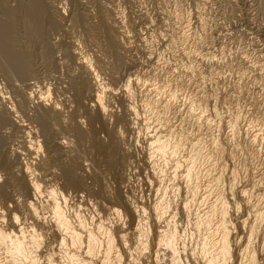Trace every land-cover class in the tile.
<instances>
[{"label": "rangeland", "instance_id": "1", "mask_svg": "<svg viewBox=\"0 0 264 264\" xmlns=\"http://www.w3.org/2000/svg\"><path fill=\"white\" fill-rule=\"evenodd\" d=\"M3 8L12 13L7 16ZM34 9L37 12L33 14ZM5 25L13 35L12 41H9L11 44L6 43V51L10 55L2 51L3 43L0 41V189L4 193L0 197V211L3 213L0 216H3V229L12 228V213L20 216V222L24 220L27 225L28 221L30 225L32 221L24 211V206L29 203L38 205L39 210L43 207V217L48 215L49 219L50 214L46 213L49 201L45 191L54 189L59 198L62 196L65 199L67 213L71 217L80 214L86 220L87 227L102 225L106 233L115 237L117 248L108 264H170V254L161 247L157 234L164 230V220L169 221L171 217V222L176 223L182 238L177 245L179 253L182 252L178 264H199L186 251L195 246L197 239L191 222L194 216H188V219L181 210L188 202L192 210L197 204L193 206L194 198L191 193L185 194L186 185L179 177L173 180L170 178L174 172V160L183 162L187 159L192 162V173L201 179V184L207 182L210 174L219 172L217 175L223 182L218 189H222L223 185H234L233 193L231 190L230 194L227 192L229 196H226V200L229 198L228 202L231 203L226 201L227 207L232 205L227 211L231 221L229 223L234 227L231 232L236 236L234 238L231 234L235 246L230 245V252L233 253L227 264H239L240 260V264H244L247 256L240 255L244 253L241 249L247 238H244L247 235L246 230H242L243 222H249L247 225H250V221H253L251 211L264 207V201H261L264 200V177H261L264 171V135L261 142L258 140L254 143L250 142L249 137L255 131L254 127L264 132V0H0V26ZM29 25L37 28L38 34L35 33L34 37V32L29 36L32 32ZM14 54V57L20 55L23 59L19 56L15 59L12 56ZM10 56L16 60L14 64L17 67L21 65L23 68H18V71ZM82 57L91 60L90 64H93V74L90 76L79 66L85 62ZM126 87L132 92V101L123 96ZM101 88L105 90L102 98L107 113L104 117L98 112L95 98L99 95L97 90ZM41 93L49 101L41 103L38 100ZM141 93L142 96L146 93L147 98L141 97ZM156 94L159 96L156 97ZM162 95H165L164 101ZM196 99L205 109L206 116L214 115L216 111L221 115L219 117H224V121L237 120L239 134L232 135L228 130L229 125L224 124V129L221 123L208 129V126L201 124L206 116L201 122L194 116L195 120L190 118L187 109ZM54 106L56 108L52 109ZM155 107L159 110L154 111ZM129 110L132 111L131 115ZM134 110L142 114L140 117L150 114L146 117L152 118V129H143L139 115L137 117ZM197 112L196 115H199ZM155 121L160 124H155ZM163 124H170L172 130L177 127L176 134L181 132V150L167 162L164 161L167 159L158 157L159 160L155 159L153 165L148 164L150 161L147 158H150L151 151L147 150L150 149L151 132L158 129L162 131ZM77 132L81 135L76 136ZM195 137L200 140V145L191 150L187 144L192 145ZM211 139L219 144L225 142V152L223 150L220 157L212 153ZM29 143L37 146L39 154L29 152ZM163 164L167 167H163ZM24 170H28L26 175ZM154 171L157 172L155 175ZM29 181H37L42 196L39 194L35 198V194L26 186ZM196 183L194 180L191 185L195 186ZM235 183L241 190L237 189ZM217 191L209 189L212 195ZM244 193L248 201L243 199ZM211 196H208L209 200L204 198L206 202L200 204L201 209L208 206ZM166 199L171 208L167 212L161 210L157 213L160 221L153 209L159 206V211L161 206H165ZM156 201L160 204L157 205ZM234 202L238 205L237 209L233 207L236 205L232 204ZM132 211L138 216L131 215ZM161 212L167 213V216ZM245 213L248 216L250 214L252 220ZM263 221H259L263 227L258 222L261 241L257 236L258 239L254 238L257 242L253 240L254 245L251 246L252 252L257 255L260 253L257 256L261 258L259 260H264L261 257L264 254L261 252L264 250ZM46 229L47 232L49 228ZM136 229L146 233L144 248L137 239ZM48 233L45 241L51 245L54 237ZM237 242L239 246L243 242L241 248L236 246ZM259 245L263 248L260 249ZM47 251L45 245L39 249L42 255ZM164 251L168 254L164 255ZM100 255L102 257L95 259L93 264L104 260V255ZM259 260L258 264H264V261L261 263Z\"/></svg>", "mask_w": 264, "mask_h": 264}, {"label": "bare ground", "instance_id": "2", "mask_svg": "<svg viewBox=\"0 0 264 264\" xmlns=\"http://www.w3.org/2000/svg\"><path fill=\"white\" fill-rule=\"evenodd\" d=\"M1 2H2V0H1ZM30 2V1H29ZM4 4V3H3ZM33 6V5H32ZM3 7V6H2ZM44 7H45V5H44ZM33 8V7H32ZM40 8V7H39ZM3 10L4 11H7V9L5 10L4 8H3ZM2 10V11H3ZM30 10H32V9H30ZM36 9H34V11H35ZM39 10V9H38ZM3 11V12H4ZM9 11V10H8ZM4 12V13H6L7 14V16H8V13L9 12ZM33 11V14L34 13H36L37 11H35L34 12ZM12 13V12H11ZM11 13H9V14H11ZM14 13V12H13ZM29 13V12H28ZM31 14V13H30ZM30 14H28L29 16H31ZM27 15V16H28ZM36 15V14H35ZM35 15H33V17L35 16ZM13 16H14V14H13ZM13 16H11V17H13ZM10 18V17H9ZM38 18V17H37ZM37 18H35V19H37ZM12 19H14V18H12ZM26 19V18H25ZM32 19V18H31ZM30 19V20H31ZM11 20V19H10ZM32 20H34V19H32ZM36 22V20L34 21V23ZM25 24V23H24ZM31 24V23H30ZM11 27V26H10ZM28 27V26H27ZM8 27H6V25L5 26H0V41L3 43V47H2V51H6V43L8 44V42L9 41H12V38H11V35H13L12 33H11V31H9V29H7ZM29 28H30V30L32 31V32H30L29 33V36H30V34L31 33H33V37H34V34L36 33V34H38V32H37V28L35 27V26H32V27H30V25H29ZM54 29V28H53ZM29 30V31H30ZM107 31V30H106ZM41 33V32H40ZM53 33V32H52ZM110 33V32H109ZM15 35V34H14ZM58 35V34H57ZM37 36V35H36ZM14 38V37H13ZM11 39V40H10ZM9 44H11L10 42H9ZM114 44H115V42H114ZM13 45V44H12ZM96 46V45H95ZM9 48V47H8ZM50 48V47H49ZM114 48V47H113ZM111 50V49H110ZM116 50V49H115ZM114 51V50H113ZM8 51H6V54H8L7 53ZM10 52V51H9ZM77 53V52H76ZM3 54V53H2ZM5 54V53H4ZM18 54V53H17ZM8 55H10V54H8ZM75 55V54H74ZM73 55V56H74ZM111 55V54H110ZM13 57L14 56H16L15 54L14 55H12ZM19 56V58H22L23 59V57H20V55H18ZM17 56V57H18ZM80 56V55H79ZM9 56H7V59H9L8 58ZM11 57L10 56V58H12L13 59V65L15 66V67H17L15 64V62L14 61H16L15 59H17V57ZM18 58V59H19ZM83 58V57H82ZM113 58V57H112ZM84 59V58H83ZM87 59V58H86ZM85 60V59H84ZM18 61V60H17ZM19 61L21 62L22 60L21 59H19ZM18 61V62H19ZM24 61H25V59H24ZM91 61V60H90ZM89 61V59H87V60H85V62L83 61L82 63L83 64H79V66L81 67V69L82 70H84V71H87L88 73H86V74H88L89 76H90V74H93V70H92V66L91 65H93V64H90L91 62ZM100 61V60H99ZM9 63L11 64V66H12V63L10 62V60H9ZM15 63V64H14ZM101 63V62H100ZM20 64V63H19ZM26 64V63H25ZM115 64V63H114ZM18 65V64H17ZM23 65V64H22ZM106 65V64H105ZM107 66V65H106ZM15 67H13L14 69H15ZM20 67H22L21 65L20 66H18L16 69H18V68H20ZM23 68V67H22ZM21 68V70L20 71H22L23 69ZM94 68V67H93ZM25 70V69H24ZM18 71H19V69H18ZM23 72V71H22ZM17 73V72H16ZM18 74V73H17ZM29 74V73H28ZM25 75V74H24ZM19 77H20V72H19ZM95 77V76H94ZM77 81H79V80H77ZM138 81V80H137ZM82 82V81H81ZM96 82V81H95ZM133 82H135V81H133ZM144 82H147V81H144ZM149 82V81H148ZM147 82V83H148ZM79 83V82H78ZM130 83H132V82H130ZM138 83H140V81L138 82ZM142 83V82H141ZM133 84V83H132ZM131 84V85H132ZM142 84H145V83H142ZM148 84H150V82L148 83ZM128 85H130V84H128ZM147 85V84H146ZM152 85H153V83H152ZM161 84H159V86H160ZM85 86V85H84ZM145 86V85H144ZM143 86V87H144ZM148 86H151V85H148ZM147 86V87H148ZM155 86V85H154ZM163 86H164V84H163ZM125 87V86H124ZM140 87V86H139ZM157 87V89L159 90V88H158V86H156ZM127 89L125 90V91H123V92H125V93H123V96L124 97H127V100H131V99H133V97H132V92H130V90H129V88L128 87H126ZM142 88V87H141ZM149 88H151V87H149ZM164 88H165V86H164ZM82 89V88H81ZM96 89V88H95ZM107 89V88H106ZM144 89H147V88H145L144 87ZM166 89H167V86H166ZM166 89H164L165 91H164V94H165V92H166ZM62 90V89H61ZM113 90V89H112ZM111 90V91H112ZM122 90V89H121ZM149 89H147L146 91H148ZM162 90V88L160 89V91ZM107 91V90H106ZM108 91H110V90H108ZM143 91V90H142ZM145 91V92H146ZM154 91V90H153ZM149 92V91H148ZM148 92H146V93H148ZM151 92V91H150ZM81 93V92H80ZM95 93V92H94ZM93 93V94H94ZM97 94H99V95H96V99H97V104H96V106H97V108H98V112H100V114L101 115H103V117L106 115V108H105V105L103 104V98H102V96L105 94V90H104V88L102 89L101 88V90H97V92H96ZM113 93H114V91H113ZM143 93V92H142ZM142 93H141V97H143V98H147L146 96H147V94L145 93L144 94V96H142ZM157 93H159V92H157ZM162 93V92H161ZM171 93V92H170ZM44 94V93H43ZM110 94V92H108V95ZM112 94V93H111ZM122 94V93H121ZM149 94V93H148ZM153 93H151V95H152ZM155 94V93H154ZM167 94V93H166ZM35 95V94H34ZM146 95V96H145ZM150 95V94H149ZM161 95V94H160ZM169 95V94H168ZM171 95V94H170ZM49 96V95H48ZM93 96V95H92ZM106 96V95H105ZM105 96H104V98H105ZM156 97L157 96H159V95H155ZM163 96V95H162ZM165 96V95H164ZM163 96V101H164V97ZM173 96V95H172ZM171 96V97H172ZM38 97H39V95H38ZM152 97H154V96H152ZM161 97V96H160ZM176 97V96H175ZM155 98V97H154ZM170 98V97H169ZM26 99V98H25ZM28 99V98H27ZM144 99V100H145ZM157 99V98H156ZM162 99V98H161ZM36 100V99H35ZM38 100H40V102L41 103H45V101H49V100H47L46 99V95H42V93H41V96L38 98ZM159 101H160V98L158 99ZM157 100V101H158ZM171 100H173V98H171ZM170 100V101H171ZM84 101V100H83ZM132 101V100H131ZM156 101V102H157ZM197 101H198V99H196V100H194L193 102H192V104H191V106L187 109L188 110V115L190 116V118H193L192 116H194L195 118H196V120L197 121H200L201 122V120L203 121V118L206 116L205 115V109L203 108V107H201L198 103H197ZM52 102V101H51ZM57 102V101H56ZM108 102V101H107ZM167 102H169L168 100H167ZM47 103V102H46ZM50 103V102H49ZM109 103V102H108ZM146 103H149V102H146ZM160 103V102H159ZM164 103H166V101L164 102ZM170 103V102H169ZM94 104V103H93ZM168 104V103H167ZM39 105H42V104H39ZM57 105V104H56ZM132 105V104H131ZM148 105V104H147ZM51 106V105H50ZM130 106V105H129ZM154 106V105H153ZM161 106V105H160ZM27 107V106H26ZM135 107V106H134ZM158 107V106H157ZM157 107H155V109H154V111L157 109ZM164 108L166 107V106H163ZM52 108V107H51ZM56 107L54 106L52 109H55ZM149 108V107H148ZM151 108V107H150ZM2 109H3V107H2ZM22 109V108H21ZM130 109V108H129ZM131 109H133V106H132V108ZM161 109H163V108H161ZM109 110V109H108ZM149 110V109H148ZM153 110V109H152ZM159 109H157V111H158ZM48 111H50V110H48ZM60 111V110H59ZM128 111V110H127ZM126 111V112H127ZM130 111L131 110H129V113H130ZM153 111V112H154ZM197 111H199V115H196V113H198ZM52 112V111H51ZM54 112V111H53ZM67 112V111H66ZM109 112H110V110H109ZM108 112V113H109ZM132 112V111H131ZM145 112H147V111H145ZM145 112H143V114L145 113ZM152 112V114H154ZM212 112V111H211ZM216 112V111H215ZM214 112V115L212 114L211 116H206L205 117V119H204V122H201V124L203 123L204 125H205V127H207L208 129L210 128V126L212 127V126H215V125H218V124H223V128L225 127L224 126V124H226V125H229L228 127V130H229V133H231L232 135H234V134H239V129H238V126H237V123H236V121L237 120H233V121H224L225 119H224V117L222 116V117H219V116H221V115H218L217 113H215ZM55 113V112H54ZM137 117H138V113H139V111L137 112V110H136V112H135V110H134V112H133ZM162 113H165L164 111H162ZM209 113V112H208ZM45 114V113H44ZM51 114V113H50ZM149 114V113H148ZM147 113H146V115H148ZM156 114V113H155ZM207 114V113H206ZM59 115H61V114H59ZM76 115V114H75ZM90 115V114H89ZM130 115H131V113H130ZM129 115V116H130ZM141 116H142V114H140ZM140 115H139V119H140V122L142 123V127H143V129H146V131H147V129H152V127H150L151 126V124L153 123H151V121H153L152 120V118H149V117H146V115H145V117H140ZM150 115V114H149ZM163 115V114H162ZM55 116V115H54ZM110 116V115H109ZM154 116V115H153ZM156 116V115H155ZM161 116V115H160ZM160 116H159V114H158V117L160 118ZM60 117V116H59ZM113 117V116H112ZM137 117H135V118H137ZM150 117H152V116H150ZM211 117H212V119H211ZM90 118V117H89ZM132 118V117H131ZM134 118V117H133ZM194 119V118H193ZM59 120V119H58ZM181 120V119H180ZM195 120V119H194ZM3 121V120H2ZM31 121V120H30ZM48 121V120H47ZM57 121V120H56ZM138 121V120H137ZM184 121V119H182V121L181 122H183ZM156 122V121H155ZM161 122V121H160ZM180 122V121H179ZM180 122V123H181ZM151 123V124H150ZM162 123V122H161ZM164 123H165V121H164ZM177 123V122H176ZM43 124V123H42ZM49 124V123H48ZM72 124V123H71ZM133 124V123H132ZM155 124H160V123H155ZM154 124V126H156ZM170 124H171V122H170ZM170 124H163V126H161V130L162 131H159V129H158V131L157 130H153L152 132H151V134H153L152 136H151V139H149V141L151 140V144H150V149L149 150H147V151H151V155H150V158H147L148 160L147 161H150L148 164H152L153 165V162L155 161V159H158V157H159V159H162V160H164V159H167V160H164V161H168V160H171V159H173L174 157H176L177 155H178V152L181 150L180 148H179V146H180V143H181V137H180V133H179V131L177 132V134H176V132H175V129L177 128H175L174 126H172V127H174V130H172L173 128H171L169 125ZM78 125V124H77ZM162 125V124H161ZM173 125V124H172ZM42 126V125H41ZM80 126V125H79ZM154 126H153V128H154ZM159 126V125H158ZM25 127V126H24ZM59 127V126H58ZM73 127V126H72ZM181 127V126H180ZM218 127V126H217ZM254 127V126H253ZM8 128V127H7ZM42 128V127H41ZM51 128V127H50ZM49 128V129H50ZM68 128V127H67ZM158 128V127H157ZM160 128V127H159ZM206 128V129H207ZM219 128H220V126H219ZM218 128V129H219ZM255 128V129H254ZM253 129L255 130V131H252L251 133V135L249 136L250 138H251V140H250V142H256V141H258V140H260V139H262L263 138V135H264V132L261 130V129H257V127H254ZM69 129V128H68ZM74 129H75V127H74ZM76 129H78L79 130V127L77 128L76 127ZM213 129V128H212ZM215 129H217V128H215ZM225 129V128H224ZM44 130V129H43ZM47 130V129H46ZM134 130V129H133ZM178 130H180V128H178ZM211 130V129H210ZM220 130V129H219ZM223 130V129H222ZM3 131V130H2ZM49 131V130H48ZM72 131H73V129H72ZM71 131V132H72ZM75 131V130H74ZM82 131V130H81ZM151 131V130H150ZM177 131V130H176ZM42 132V131H41ZM79 132V131H78ZM77 132V135L76 136H78V134H80V133H78ZM139 132H141V131H139ZM82 133V132H81ZM179 133V134H178ZM23 134V133H22ZM84 134V133H83ZM110 134V133H109ZM148 134L150 135V133H149V130H148ZM228 134V133H227ZM230 134V135H231ZM7 135V134H6ZM37 135V134H36ZM46 135V134H45ZM81 135V134H80ZM86 135V134H85ZM146 135H147V133H146ZM208 135V134H207ZM232 135H231V137H232ZM4 136V135H3ZM13 136V135H12ZM28 136V135H27ZM148 136V135H147ZM146 136V137H147ZM226 136V135H225ZM73 137H75V136H73ZM79 137H81V136H79ZM83 137H84V135H83ZM82 137V138H83ZM199 137V136H198ZM198 137H195L194 138V141H193V143H192V145H188L187 144V146L192 150V149H194V148H197L200 144H198V142L200 141V140H198ZM209 137V136H208ZM207 137V138H208ZM235 137V136H234ZM5 138V137H4ZM76 138V137H75ZM86 138V137H85ZM121 138V137H120ZM226 139H227V137H225ZM81 139V138H80ZM201 139V138H200ZM117 140H118V138H117ZM210 140V139H209ZM44 141V140H43ZM53 141V140H52ZM77 141V140H76ZM148 141V142H149ZM227 141V140H226ZM229 141V140H228ZM31 142V141H30ZM116 142V141H115ZM211 143H210V146H211V151H212V153L213 152H215L218 156L219 155H221V153H223V150H224V147H223V145H225V142H222V143H218L215 139H211V141H210ZM249 142V143H250ZM259 142V141H258ZM260 142H261V140H260ZM4 143V142H3ZM26 143V142H25ZM112 143V142H111ZM207 143V142H206ZM208 144V143H207ZM227 144V143H226ZM256 144V143H255ZM38 145V144H37ZM45 145V144H44ZM104 145V144H103ZM263 145V144H262ZM4 146V145H3ZM113 146V145H112ZM149 146V145H148ZM186 146V145H185ZM0 147H1V145H0ZM24 147H26V146H24ZM37 147V146H36ZM35 147V145H32V143H29V152H32V154L34 153H38L39 151H37V149L38 148H36ZM147 147V146H146ZM208 147H209V145H208ZM2 148V147H1ZM149 148V147H148ZM14 149V148H13ZM26 150V149H25ZM55 150V149H54ZM57 151V150H56ZM210 151V150H209ZM224 152H225V150H224ZM148 153V154H149ZM212 153H210V154H212ZM30 154V153H29ZM33 154V155H34ZM39 154V153H38ZM213 155V154H212ZM46 156H49V155H46ZM216 156V155H215ZM60 157V156H59ZM210 157H211V155H210ZM214 156H212V158H213ZM220 157V156H219ZM216 158V157H215ZM218 158V157H217ZM45 159V158H44ZM52 159V158H51ZM50 159V160H51ZM74 159V158H73ZM158 159V160H159ZM210 159V158H209ZM68 160V159H67ZM162 160H161V162H162ZM183 160V159H182ZM213 160V159H212ZM211 160V161H212ZM215 160V159H214ZM217 160V159H216ZM215 160V161H216ZM173 161V160H172ZM221 161V160H220ZM8 162H9V160H8ZM158 162V161H157ZM171 162V161H170ZM169 162V164H170V166L172 165L173 166V164H171ZM218 162V161H217ZM49 163V162H48ZM164 163V162H163ZM173 163V162H172ZM209 163V162H208ZM216 163V162H215ZM215 163H213V164H215ZM222 163V162H221ZM27 164V163H26ZM156 163H154V165H155ZM159 164H160V162H159ZM167 164V163H166ZM174 166H173V168L174 169H172V170H174V172L172 173L173 175L170 177L172 180H173V178H178L179 177V179L186 185V190H184V191H186V193L185 194H190L191 193V195H192V197L194 198V200H193V206H194V204H197V205H195V209L194 210H192L191 209V206L190 205H188L189 204V202L188 203H186V204H184L182 207H181V210L183 211V213L186 215V217L188 218V216H191V215H193L194 216V220H190L191 222H192V225H193V231H194V234H195V238H197L196 239V241H195V246L193 247H191V249L190 250H186V251H188L187 253L188 254H190L189 255V257H191V259L192 260H194V262L196 261V262H198L199 264H227V262H229V261H231L230 259H231V253H233L232 251L230 252V247L232 246V244H234V246H235V243L234 242H232V240L233 241H235L234 239H233V237H231V234L233 235V233L231 232V229H233L232 228V225L229 223V221H230V219L228 218V215H227V211H228V209L229 208H231V206L232 205H229L228 207H227V204L228 203H230V202H228V201H230L229 200V198H228V200H226L227 198H226V196H229V195H227V192H231V190H232V188H233V186L234 185H229V186H224L223 185V187H222V189H218L219 187H220V185L222 184V180L220 179L221 177L219 176V175H217V174H219V172L217 173V174H210V177H209V179L207 180V182L205 183V184H201L200 182V180L201 179H198L196 176H195V174L194 173H192V162H190L189 160H183V162L182 161H180V160H178V161H176V160H174ZM219 164H220V162H219ZM158 165V164H157ZM160 165H162V164H160ZM164 165L165 164H163V167H164ZM168 165V164H167ZM216 165H218V164H216ZM223 165V164H222ZM69 166H70V164H69ZM156 166V165H155ZM159 166V165H158ZM166 166V165H165ZM169 166V167H170ZM214 166V165H213ZM6 167V166H5ZM51 167V166H50ZM76 167V166H75ZM152 167V166H151ZM157 167V166H156ZM160 167V166H159ZM167 167V166H166ZM210 167V166H209ZM209 167H207V168H209ZM225 167V166H224ZM29 168V167H28ZM68 168V167H67ZM80 168V167H79ZM154 168V166L152 167V169ZM172 168V167H171ZM213 168V167H212ZM216 168V167H215ZM218 168V167H217ZM220 168V167H219ZM262 168V167H261ZM27 169V168H26ZM66 169V168H65ZM71 169V168H70ZM209 169H211V168H209ZM209 169H207V170H209ZM224 169V168H223ZM28 170H30V169H28ZM28 170H24V174L26 173H28ZM59 170V169H58ZM68 170V169H67ZM72 170V169H71ZM151 170V169H150ZM155 170H157V169H155ZM168 170H169V168H168ZM214 170V169H213ZM218 170V169H217ZM10 171V170H9ZM48 171V170H47ZM66 171V170H65ZM160 171V170H159ZM221 171H222V168H221ZM225 171V170H224ZM258 171V170H257ZM33 172H34V170H33ZM155 172L156 171H154V173H153V175H155ZM161 172H162V170H161ZM212 172V171H211ZM261 172V171H260ZM262 172L263 173H261V177H264V171L262 170ZM36 173V172H35ZM34 173V174H35ZM73 173V172H72ZM71 173V174H72ZM157 173V172H156ZM164 173V172H163ZM162 173V174H163ZM169 173V172H168ZM170 173V174H171ZM213 173H215V172H213ZM225 173H226V171H225ZM257 173V172H256ZM25 174V175H26ZM68 174H69V172H68ZM209 174V173H208ZM229 174H230V172H229ZM233 174V173H232ZM231 174V175H232ZM260 174V173H259ZM29 175V174H28ZM158 175H160V172H158ZM166 175V174H165ZM165 175H164V177H165ZM227 175H228V172H227ZM17 176V175H16ZM32 176V175H31ZM36 176V175H35ZM72 176V175H71ZM258 176V175H257ZM27 177V176H26ZM29 177V176H28ZM75 178H76V176H75ZM160 178V177H159ZM224 178V177H223ZM222 178V179H223ZM228 178H229V176H228ZM260 178V177H259ZM35 179V178H34ZM72 179V178H71ZM74 179V178H73ZM160 179H162V178H160ZM165 179H166V177H165ZM225 179V178H224ZM227 179V178H226ZM232 179V178H231ZM231 179H229V180H231ZM234 179V178H233ZM232 179V180H233ZM252 180H253V178H251ZM256 179V178H255ZM2 180V179H1ZM17 180V179H16ZM74 180H76V179H74ZM73 180V181H74ZM78 180V179H77ZM164 180V179H163ZM163 180H162V182H163ZM171 180V181H172ZM194 180H196L197 181V183H196V185L195 186H192L191 184L193 183V181ZM231 180V181H232ZM237 180V179H236ZM235 180V181H236ZM257 180H259L258 178H257ZM264 179H262V181H263ZM5 181V180H4ZM11 181V180H10ZM68 181V180H67ZM72 181V182H73ZM161 181V180H160ZM164 181H166V180H164ZM168 181H169V179H168ZM170 181V182H171ZM177 181H178V179H177ZM226 182H228L227 180H225ZM239 181V180H238ZM261 181V182H262ZM30 182V181H29ZM37 182V181H36ZM35 181L34 182H30V183H28L26 186H28V188H30L29 189V191L31 190L34 194H35V198H36V196L38 195L39 196V194H41L40 196H42V191L40 190L41 188V186H38V184L36 183ZM72 182H68V183H72ZM77 182V181H76ZM226 182H224V183H226ZM255 182H257L256 180H255ZM254 182V183H255ZM264 182V181H263ZM165 183V182H164ZM175 183V182H174ZM178 183V182H177ZM202 183H203V181H202ZM238 183V182H237ZM249 183V182H248ZM252 183V181L250 182V184ZM7 184V182L5 183V185ZM167 184H169V182L167 183ZM180 184V183H179ZM253 184V183H252ZM251 184V185H252ZM264 184V183H263ZM66 185V184H65ZM171 185V184H170ZM175 185V184H174ZM178 185V184H177ZM176 185V186H177ZM235 185H237L236 183H235ZM249 186L248 185V187L250 188V187H252V186ZM256 185H257V183H256ZM260 185V184H259ZM9 186V185H8ZM167 186V185H166ZM247 185H245V187H246ZM254 186H255V184H254ZM20 187V186H19ZM169 187V186H168ZM180 187V186H179ZM242 187V186H241ZM258 187V186H257ZM262 187V186H261ZM17 188V187H16ZM160 188H162L161 186H160ZM165 188V187H164ZM181 188V187H180ZM179 188V189H180ZM240 187H238V185H237V189H239ZM244 188V187H243ZM247 188V187H246ZM248 188V189H249ZM259 188V187H258ZM264 188V187H263ZM2 189H4V188H2ZM22 189V188H21ZM163 189V188H162ZM166 189V188H165ZM177 189V188H176ZM209 189H217L218 191L214 194V195H212L211 193H209ZM234 189H235V187H234ZM236 189V190H237ZM247 189V190H248ZM51 190V189H50ZM54 190V189H53ZM53 190H51V191H49V190H46L45 191V195H46V198H47V200L49 201V206H48V210L46 211V213L47 214H50V218L49 219H47V217H48V215L46 216V218L45 217H43V213H42V211L44 210V208L42 207V211L41 210H39L38 209V205L37 206H35L34 205V203H29V204H26L24 207H25V210H24V208H22L24 211H26V214H28V218L32 221V223L29 225L28 223V221H27V225H26V221L24 222V220L22 221V222H20L19 221V218H20V216H18V215H15V214H13L12 213V218L10 219V222H12L11 224H12V228L10 229V230H5V229H3V227H4V225H3V223H4V221H3V216H0V264H93L92 262H94L95 261V259H98V257H100L101 255H100V253L102 254V255H104L103 256V258H104V260L102 261H98V262H100L99 264H108V262H109V260L111 259V255H112V253L113 252H115V247H116V245H115V242L116 241H114L115 239V237L113 236V235H111L110 233H106V231H105V229H104V227H102V225H99V226H94V227H92V228H89V227H87V222H86V220L80 215V214H75V215H72L73 217H71L70 216V214H68L67 213V211H68V208H67V204L66 203H64L65 202V199L62 197V196H60V198H59V195H56V193L53 191ZM158 190H160L159 188H158ZM240 190H241V188H240ZM240 190H238L239 192H241ZM245 190V189H244ZM251 190H253V188L251 189ZM251 190H249L250 192H251ZM4 191V190H3ZM19 191V190H18ZM43 191H44V189H43ZM48 191V192H47ZM163 191V190H162ZM162 191H160V192H162ZM165 191V190H164ZM177 191V190H176ZM183 191V190H182ZM235 191V190H234ZM237 191V192H238ZM246 191V190H245ZM257 191H258V189H257ZM168 192H169V190H168ZM211 192V191H210ZM213 192V191H212ZM230 192L228 193V194H230ZM248 192V191H247ZM254 192V191H253ZM252 192V193H253ZM0 197L1 196H3L4 195V193H2L1 192V189H0ZM44 193V192H43ZM165 193V192H164ZM164 193H161L160 195H162V194H164ZM173 193V192H172ZM232 193H233V190H232ZM236 193V192H235ZM234 193V194H235ZM262 194H263V190H262V192H261ZM3 194V195H2ZM237 194V193H236ZM239 194H241V193H239ZM245 194V193H244ZM248 194H250V193H248ZM257 194V193H256ZM255 194V195H256ZM261 194V195H262ZM44 195V196H45ZM159 195V194H158ZM159 195V196H160ZM213 197H212V196ZM232 195V194H231ZM243 195V194H242ZM251 195H253V194H251ZM255 195H254V197H255ZM258 195V194H257ZM34 196V195H33ZM208 196H211L212 197V200L211 201H209V204H208V206H206L204 209L202 208L201 209V206L202 205H200V204H202L203 202H206V200H209L208 199ZM245 196H246V194L244 195V198L243 199H245ZM264 196V195H263ZM263 196H262V198H263ZM164 197L166 198V196H165V194H164ZM164 197H162V198H164ZM210 197V198H211ZM247 197V196H246ZM249 197H250V195H249ZM248 197V198H249ZM253 197V196H252ZM251 197V198H252ZM253 197V198H254ZM5 198H6V196H5ZM11 198V197H10ZM192 198V199H193ZM204 198H206V200L204 199ZM256 198V197H255ZM255 198H254V200H255ZM241 199H242V197H241ZM242 199V200H243ZM7 200V199H6ZM160 200V199H159ZM205 200V201H204ZM245 200H247V199H245ZM257 200H258V198H257ZM259 200H261L260 199V197H259ZM258 200V201H259ZM161 201V200H160ZM162 201H163V199H162ZM161 201V202H162ZM167 201V199L165 200V202ZM228 203H227V202ZM244 201V200H243ZM242 201V202H243ZM248 201V200H247ZM250 201V200H249ZM258 201L257 202H255V203H258ZM261 201H264L263 199L261 200ZM11 202V201H10ZM157 202V201H156ZM168 202V201H167ZM165 203V206L163 207V206H161L162 208L161 209H159V211H157V209H158V207H157V205H159L160 203H158L157 205H156V207L157 208H155V209H153L154 210V212L156 211V215L155 216H159V214H157V213H159L161 210L163 211V212H165L166 210H168V208H169V204L168 203ZM251 202V201H250ZM249 202V203H250ZM24 203V202H23ZM245 203V202H244ZM263 203V202H262ZM163 204H164V202H163ZM206 204V203H205ZM231 204V203H230ZM232 204H236L235 206H233V207H236V209H237V203H232ZM246 204H248L247 202H246ZM245 204V205H246ZM251 204V203H250ZM260 204V203H259ZM203 205H204V203H203ZM249 205V204H248ZM254 205V204H253ZM261 205V204H260ZM153 206V205H152ZM151 206V207H152ZM241 206V205H240ZM239 206V207H240ZM243 206V205H242ZM262 206V205H261ZM204 207V206H203ZM233 207H232V209H233ZM245 207V206H244ZM243 207V208H244ZM41 208V207H40ZM171 208V207H170ZM169 208V209H170ZM248 208H250V206H248ZM256 207H254V209H255ZM262 209H264V207H261ZM261 208H259V209H255V210H252L251 211V217L253 218V221H250L251 222V224L250 225H247L249 222H247V224H246V222L244 223L243 221V226H242V230L244 229V230H246L245 232H246V235L247 236H245L244 234V238L245 237H247L246 238V240L244 241V243L243 242H240L239 244H240V246L242 245L241 243H243V249H241V250H243L244 251V253L242 252L241 253V251H239L241 254L240 255H244L245 254V257L247 256V258H245L246 259V261H244L243 263L244 264H258V260L259 259H261V258H258L257 256L259 255L260 256V253L258 252V251H260V250H258V251H255V252H258V255L256 254V253H254V252H252L251 251V246H253L252 245V241L254 240V238H256L257 236L259 237L260 235H261V230H260V227H258V222L259 221H261V220H263L264 219V210H260ZM47 209V208H46ZM45 209V210H46ZM135 209V208H134ZM235 209V210H236ZM245 209H247L246 207H245ZM253 209V208H252ZM112 210V209H111ZM136 210V209H135ZM140 210V209H139ZM152 210V211H153ZM231 210V209H230ZM240 210V209H239ZM248 210V209H247ZM246 210V211H247ZM250 210V209H249ZM131 211V210H130ZM171 211V210H170ZM233 211H234V209H233ZM232 211V212H233ZM237 211V210H236ZM44 212V211H43ZM115 212V211H114ZM136 212L138 213V211L136 210ZM135 211H132V214L131 215H137L138 216V214L136 213ZM141 212H144L145 213V211H143V210H141ZM153 212V213H154ZM163 212H161L160 214H162ZM167 212V211H166ZM169 212V211H168ZM111 213H112V211H111ZM172 213V212H171ZM236 213V212H235ZM247 213V212H246ZM246 213H245V216H248V215H246ZM249 213V212H248ZM0 214H3V213H1V211H0ZM167 214V213H166ZM166 214H162V215H166ZM173 214V213H172ZM116 215H118L117 214V212H116ZM115 215V216H116ZM141 215H142V213H141ZM162 215H161V218H162ZM230 215V214H229ZM143 216V215H142ZM154 216V217H155ZM158 216H157V219H159L160 221H161V219L160 218H158ZM167 216V215H166ZM165 216V217H166ZM244 216V218L246 219L247 217H245ZM249 216H250V214H249ZM248 216V218H250ZM6 217V216H5ZM136 217V216H135ZM169 217V216H168ZM27 218V219H28ZM139 218V217H138ZM141 218V217H140ZM156 218V217H155ZM247 218V219H248ZM23 219V218H22ZM21 219V220H22ZM137 219V218H136ZM165 219V218H164ZM171 220L173 219V217H171L170 218ZM170 219H168L169 221H165L164 220V223H163V226H165L164 227V230L163 231H161V232H159V234H157L158 235V240H160L159 241V243L161 244V247L163 246V248H164V250L166 251H168V253L170 254V257H171V259H170V264H178V259L180 258L179 257V255H180V253H182V252H180L179 253V250H178V247H177V245H178V242L182 239L181 238V235H180V233H179V231H178V228L176 227V223H173V221L171 222V220ZM189 219V218H188ZM244 219V220H245ZM251 219V218H250ZM139 220V219H138ZM163 220V219H162ZM252 220V219H251ZM158 221V220H157ZM189 221V222H190ZM118 222V221H117ZM138 222V221H137ZM231 222V221H230ZM188 223V222H187ZM262 223V222H261ZM261 223L259 222V226L261 225ZM138 224H139V222H138ZM165 224V225H164ZM263 224H264V221H263ZM247 225V226H246ZM93 226V225H92ZM140 226V225H139ZM139 226H136L138 229H139ZM262 226V225H261ZM135 227V228H136ZM158 227V226H157ZM161 227H162V225H161ZM263 227V226H262ZM5 228V227H4ZM46 228H49V232L51 233V235L54 237V240L52 241V242H54L53 244H51V245H48L47 243H46V241H45V239H47V233H48V231L46 232ZM144 228V227H143ZM138 229H136V231L138 230ZM142 229V228H141ZM162 230V229H161ZM259 230H260V233H259ZM262 230H263V228H262ZM135 231V232H136ZM157 233H158V231H157ZM184 233V232H183ZM263 233V232H262ZM49 234V233H48ZM260 234V235H259ZM50 235V234H49ZM50 235V236H51ZM145 235H146V233L145 232H140V230H138V232H137V239L140 241V243H141V246L143 247H145L146 245L144 244V242H145ZM215 236H217V238H214ZM234 236V238H236V236L235 235H233ZM262 236V235H261ZM120 237V236H119ZM119 237H117V238H119ZM239 237V236H238ZM124 238V237H123ZM232 238V239H231ZM262 238V237H261ZM261 238L259 237V239H260V241H261ZM256 239H258V238H256ZM255 239V240H256ZM117 240V239H116ZM122 240V239H121ZM254 240V241H255ZM263 240H264V236H263ZM137 241V240H136ZM139 241H137V242H139ZM243 241V240H242ZM120 242H122V241H120ZM125 242V241H124ZM230 242H232L231 244H230ZM255 242H257V241H255ZM263 242V244H264V241H262ZM261 242V243H262ZM123 243V242H122ZM139 243V244H140ZM158 243V244H159ZM135 244V243H134ZM144 244V245H143ZM159 244V245H160ZM259 244V243H258ZM44 245L47 247V249H48V251H47V253L45 254V255H42L40 252H39V249L41 248V247H44ZM158 245V246H159ZM231 245V246H230ZM136 246V245H135ZM237 247H240L239 245H238V242H237V245H236ZM143 247V248H144ZM242 247V246H241ZM240 247V248H241ZM257 247V246H256ZM260 249H262L261 248V246L259 245L258 246ZM117 248V247H116ZM136 248V247H135ZM138 248V247H137ZM163 248H161V250H163ZM185 248V247H184ZM183 248V250H185ZM236 248V247H235ZM240 248H239V250H240ZM253 248H255V247H253ZM181 249V248H180ZM258 249V248H257ZM264 249V248H263ZM135 250H137V249H135ZM138 250H141L140 248H138ZM238 250V249H237ZM254 250V249H253ZM256 250V249H255ZM164 251V255H165V253H167V252H165ZM185 252V251H184ZM261 252H264V250L263 251H261ZM141 253H142V251H141ZM144 253V252H143ZM142 253V254H143ZM161 253V252H160ZM167 253V254H168ZM139 254V253H138ZM114 255V254H113ZM112 255V256H113ZM116 255V254H115ZM140 255V254H139ZM239 255V256H240ZM261 255H262V253H261ZM40 256H42V257H40ZM141 256V255H140ZM143 256V255H142ZM102 257V256H101ZM263 259H264V254L261 256ZM116 258V257H115ZM142 258V257H141ZM233 258V257H232ZM244 259V258H243ZM242 259V260H243ZM112 260V259H111ZM119 260V259H118ZM168 260V259H167ZM259 261H261V263L264 261V260H259ZM118 262V261H117ZM168 262V261H167ZM110 263V262H109ZM240 263H242V261L240 260ZM239 263V264H240ZM96 264H97V262H96ZM113 264V263H112ZM229 264V263H228ZM260 264V263H259Z\"/></svg>", "mask_w": 264, "mask_h": 264}]
</instances>
